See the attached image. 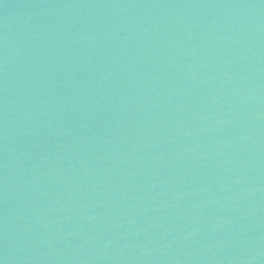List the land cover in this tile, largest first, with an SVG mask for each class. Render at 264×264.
I'll list each match as a JSON object with an SVG mask.
<instances>
[{"label":"water","instance_id":"water-1","mask_svg":"<svg viewBox=\"0 0 264 264\" xmlns=\"http://www.w3.org/2000/svg\"><path fill=\"white\" fill-rule=\"evenodd\" d=\"M0 264H264V0H0Z\"/></svg>","mask_w":264,"mask_h":264}]
</instances>
